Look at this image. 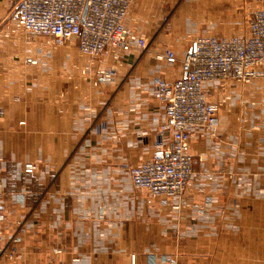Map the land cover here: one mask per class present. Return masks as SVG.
I'll list each match as a JSON object with an SVG mask.
<instances>
[{
  "label": "crops",
  "instance_id": "0c3cea01",
  "mask_svg": "<svg viewBox=\"0 0 264 264\" xmlns=\"http://www.w3.org/2000/svg\"><path fill=\"white\" fill-rule=\"evenodd\" d=\"M15 1L0 0V264H264L263 77L229 84L213 137L193 131L182 195L148 202L129 175L171 142L157 81L184 76L197 35L244 33L263 0H133L125 25L146 43L120 64L10 34Z\"/></svg>",
  "mask_w": 264,
  "mask_h": 264
},
{
  "label": "built area",
  "instance_id": "2783aa9c",
  "mask_svg": "<svg viewBox=\"0 0 264 264\" xmlns=\"http://www.w3.org/2000/svg\"><path fill=\"white\" fill-rule=\"evenodd\" d=\"M132 2L16 0L10 6L5 26L10 34H23L27 40L43 37L64 43L73 39L79 52L91 60L105 62L111 57L120 64L121 49L143 50L146 43L144 35L133 33L125 25ZM246 22L247 29L240 35H197L182 60L184 76L157 81L153 96L164 108L159 134H169L171 142L156 148L149 158L129 170L132 188L145 195L148 202L185 192L194 175L188 140L195 129L214 136L218 110L229 99L224 93L229 84L264 78V0ZM158 57L172 59L174 53L166 50ZM95 74L100 80H108L115 75V67L98 69ZM215 86L221 93L212 101ZM25 168L30 170L32 165ZM178 207L172 205L174 209ZM4 220L0 200V229ZM4 255L5 248L0 243V259ZM7 256L12 258L13 252Z\"/></svg>",
  "mask_w": 264,
  "mask_h": 264
},
{
  "label": "rangeland",
  "instance_id": "374dc122",
  "mask_svg": "<svg viewBox=\"0 0 264 264\" xmlns=\"http://www.w3.org/2000/svg\"><path fill=\"white\" fill-rule=\"evenodd\" d=\"M244 22H245V19H244ZM231 29H232V27H231ZM240 34H243V32H242V33L240 32L239 35H240ZM50 41H54V40H50ZM69 42H70V41H67V43H69ZM55 43H56V42H55ZM219 92H220V91H219ZM220 93H221V92H220ZM220 93H219V94H220ZM218 96H219V95H218Z\"/></svg>",
  "mask_w": 264,
  "mask_h": 264
}]
</instances>
